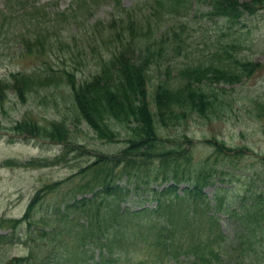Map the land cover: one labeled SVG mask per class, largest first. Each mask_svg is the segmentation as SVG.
Here are the masks:
<instances>
[{
    "label": "trees",
    "instance_id": "16d2710c",
    "mask_svg": "<svg viewBox=\"0 0 264 264\" xmlns=\"http://www.w3.org/2000/svg\"><path fill=\"white\" fill-rule=\"evenodd\" d=\"M7 1L18 5L24 0ZM25 1L26 8L22 12L27 14L25 16L30 23L43 14L54 17V11H45L44 6L36 7V0ZM103 1L113 3L110 21L106 24L97 21L90 25V30L87 29L85 22L89 20L92 6ZM143 1L144 6L137 5L136 9H145L144 21L136 18L133 6H122L121 0H73L69 9L60 10L54 17L55 20L59 19L58 15L64 20L72 17L79 30L85 32L87 44L83 42L81 47L75 45L68 51L71 60L73 57L81 61L79 50L83 51V48L87 50L85 56L96 59V71L89 77L77 78L79 61H74L77 65L73 67L69 64L65 68H54L47 58H42L40 65L32 71L11 73L8 81L0 79V101L5 98L1 92L8 88L13 89L20 101L26 102L27 95L36 92L38 87L66 85L74 107L98 138L116 141L119 130L113 124L125 131V145L120 150L97 155L75 174L80 176L75 191L90 193V197L84 196L65 205L60 202L53 207V216L35 218V208L50 189L48 185L43 186L31 198L24 218L1 221L10 222L15 227V224L28 220L38 231L29 240L37 244L38 252L28 257L12 258L4 264H84L89 257L84 246L87 242L101 251L97 256L99 264H167V259L172 260L170 264H264V196L244 194L237 207L230 205L225 209L236 220L239 229L228 238L216 217L207 212L212 205L218 209L223 207L221 196L215 194L212 204L202 191L218 175L231 174L220 166H224L227 160L231 161L229 165H235L234 162L238 160L233 162L231 158L244 157L241 149L236 152L235 148L226 146L224 142L213 141L215 162L209 163L212 157L209 155L202 163L194 164L192 137L164 136L157 129L158 125L161 129L179 125L189 116L207 118L209 115L217 117L226 113L234 105L233 94L224 89L217 91L210 85L235 84L251 77L264 66V63L234 55L235 52L231 50L235 48V36L226 44L207 50L206 54L189 58L191 53L184 51L182 35L191 5H206L204 16L211 20L221 19L234 27L245 15L252 16L263 11L264 0ZM166 12L170 20L163 32L171 41L161 38V32L155 33ZM2 13L0 9V20ZM50 29L53 26L44 27L42 34L33 33L37 32L34 29L29 35L46 37L45 30ZM31 40L32 35L23 42L26 49L33 46ZM55 43L60 47L63 45L62 41ZM53 44L52 41L48 42L49 47ZM31 50L32 54L35 53ZM168 50L185 56L190 63L178 66L162 64L160 61L165 53L170 52ZM37 51L49 57L45 42ZM60 54L56 58L64 59V52L60 51ZM250 104L252 107L255 104L251 112L264 115V100L256 103L251 99ZM11 131L56 143H67L71 134L65 121L45 126L28 118L15 121ZM258 158L264 164V156ZM57 162L58 157L52 161L29 163L44 166ZM123 176L132 181L133 189H138L140 184L168 183L163 188L152 189L151 198L156 200V204L148 214L153 221L158 217L160 223L144 224L143 230L138 226L139 222L133 224V219L144 211L134 212L120 205L123 197L131 193L128 187L119 184ZM181 183L185 186L179 193ZM178 220L181 221L175 225ZM176 231L193 239L183 253L191 252L193 258L190 262H177L181 254L175 246ZM143 233V247L148 251H157L155 257L142 252L139 238L143 237ZM204 235L205 238H200ZM136 252L144 255L139 253L136 258L132 254Z\"/></svg>",
    "mask_w": 264,
    "mask_h": 264
},
{
    "label": "rangeland",
    "instance_id": "374dc122",
    "mask_svg": "<svg viewBox=\"0 0 264 264\" xmlns=\"http://www.w3.org/2000/svg\"><path fill=\"white\" fill-rule=\"evenodd\" d=\"M72 2L73 0H38L36 5H43L45 11H54V17H57V13L60 10L69 9ZM121 2L125 8L133 6L136 9L137 5L144 6L143 0H121ZM3 3L4 0H0V7ZM112 5L111 2L103 1L92 6L89 20L85 22L87 29L90 30V25L97 21L105 24L110 21L113 12ZM206 9V5L192 4L185 17V29L182 37L184 39V51L191 53L189 58H197V54H206L207 50L213 47L217 48L222 43L226 44L235 36V48L231 50L235 52V56L264 63V10L256 15H245L240 23L231 27L221 19L211 20L204 16L203 12ZM22 11V8H17L12 11V16L6 14L0 20V26H2L0 27V79L8 81L11 73L32 71L37 65H40L39 60L42 58H47L48 63L54 68H65L69 64L72 67L76 66L74 61L79 60L73 57L71 60L68 50L74 48L75 45L81 47L83 42L85 45L87 44L85 32L79 30L76 20L72 17L64 20L60 15H58L59 19L55 20L51 14H43L35 20L32 19L30 23L28 19H25ZM133 13L139 20H145V9H136L133 10ZM18 14L21 17H18ZM169 20V13L166 12L161 19L160 28L155 32H161V38H166V41H171L167 37V33L163 32ZM50 26H53V29L45 30L48 36L38 35L42 34L44 27L49 28ZM34 29L37 32L33 33H39L31 34L33 46L30 48L35 52L32 54V50L29 48L27 50L23 42L31 36L29 32ZM154 35H152V41ZM49 41L54 43L52 47H49ZM57 41L63 42L62 47L55 43ZM44 42L49 57L43 56L40 51H37L41 49ZM60 51L64 52V56H62L64 59L56 58L58 54L61 55ZM168 51L170 52L165 53V57L160 61L162 64L178 66L190 63V59L185 56L171 50ZM79 52L82 54V59L80 58L81 61L77 66V78H87L96 71V59L90 55L85 56L87 50L84 48L83 51L79 50ZM160 77L162 78V76ZM210 87L217 91L224 89L233 94L235 100L231 110L217 115V117L214 115H209L207 118L189 116L182 120L179 125L167 127V129H161L158 125L157 129L161 130L164 136L171 135L170 137L177 138V135H187L192 137L194 143L191 151L194 164L202 163L209 155L212 156L209 163L215 162L213 141L224 142L226 146L235 148L236 152L241 149L244 157L231 158L232 161L237 159L239 163L233 161L235 165H229L231 161L227 160L224 166H220L221 169L228 170L231 174L218 175L211 184L203 189L206 199H209L212 204L215 202L213 198L215 194L218 193L221 196L224 208L218 209L211 204V209L207 212L216 217L224 235L230 238L237 231L238 225L225 209L230 205L237 207L239 199L244 194L245 196H251V193L254 196H264V164L258 158L261 155L264 156V115H256L250 111L255 106V104L253 107L251 106V99L256 100V103H261L264 100V66L251 77L235 84L213 83ZM12 90L8 88L1 92L2 96L5 94V98L0 101V226L3 225L4 228H0V234L7 233L9 229L7 223H1V221L22 216L34 193L43 186L48 185L50 189L37 206L34 212L35 216L50 215L51 208L58 203L71 202L76 194L74 192L75 185L80 179V176H75V174L93 161L97 155L117 152L125 145L123 141L125 131L115 124L113 127L119 130L116 141L109 142L97 137L94 129L81 118L74 107L70 97L71 92L66 85L38 87L36 92H30L27 95L26 102L20 101ZM256 95L263 97H254ZM23 118L33 119L45 126H50L53 122L65 121L71 132L69 141L65 146L69 147L63 149L62 145L40 137L11 134L13 123ZM56 156H59L60 159L55 165L27 164L28 160H52ZM235 174L238 176H234ZM119 182L120 185L131 190L130 195L123 197L120 205L134 212L142 208L145 209L143 213L133 219V224L139 222L138 226L143 230L144 224L160 223L158 217L153 221L148 211L156 204L155 199L151 198L152 189H160L161 184H140L138 189H133V183L127 176L121 177ZM80 196L81 194H78L77 198ZM154 217L156 216L154 215ZM179 221L181 220H178L175 225ZM25 232H27V225L22 224L12 233L8 241L0 244V262L1 259L26 255L30 249L34 251L39 249L34 241L28 242L29 245L27 246L24 245L28 238L34 237L31 235L26 239ZM205 237V235L200 236L202 239ZM174 238L177 240L175 246L181 254L177 262L187 260L190 262L192 260L191 252L183 253L188 250L187 246L193 239L187 235H181L179 231L175 232ZM143 241L144 233L143 237L139 238V246L145 255L155 257L154 254L157 251L145 249ZM84 246L87 250V256L90 254V250L93 251V258H89L86 264H99L94 255L97 251L99 253V250L93 248L94 245L90 242ZM139 253L141 256L144 255ZM139 253L132 254L137 258ZM166 261L167 264H170L172 260L169 262L167 259Z\"/></svg>",
    "mask_w": 264,
    "mask_h": 264
}]
</instances>
